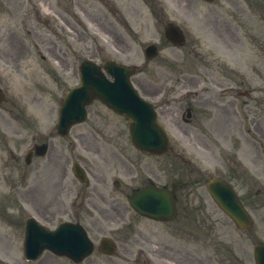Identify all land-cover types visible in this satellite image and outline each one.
<instances>
[{"label":"rangeland","instance_id":"obj_1","mask_svg":"<svg viewBox=\"0 0 264 264\" xmlns=\"http://www.w3.org/2000/svg\"><path fill=\"white\" fill-rule=\"evenodd\" d=\"M182 1L183 0H180L178 4L184 5L185 3ZM190 1L192 6L197 7H195V10L200 12L213 9V7H216L217 10L224 12L232 11V7H241L244 9L243 11L250 17V22L257 24L259 40L258 50L255 43H253L252 46L251 44H249L246 47V50H244V57L245 59L249 58V60L243 63L242 68L244 67V73L250 76L251 71L247 69V64H250V61L252 62V54L257 53L258 67L260 70L258 82L262 84V82L264 81V27L262 25V17L264 15V0H218V2L212 5H204L202 8H198L197 5L201 4H197V1ZM161 3L164 6H167L168 13L170 15L169 17H172V15L174 16L172 6H177L175 0H161ZM137 5L138 7L143 8L145 12L148 9L146 4L138 2ZM94 8L101 11L102 13V9L99 8L98 5L94 6ZM119 8L122 9V6H120ZM227 15L229 16V14ZM2 23L6 28L7 26H13L14 20L12 18L5 17V19H2ZM153 28L151 27L149 29H144L142 31L144 37L141 38H149V36L152 37ZM94 33L100 32L94 25H87L85 32L82 33L81 41H76L75 38H73L71 41H67L69 43L74 42L75 44L71 46L70 50H66L65 55L61 56V59L57 58V60H50L51 66L55 69V72H52V74L47 73V71L43 68L44 63L41 60L39 53H36L35 55H29L27 49L24 48L23 43L20 39L29 42L30 38L27 36L26 31L20 34L18 39L14 35L8 36V39H6L7 41L4 42L3 45H1L3 47L0 49V53L4 58H7V63L4 60L2 62V59H0V82L2 86L7 90L8 96L16 100L18 108L12 107L10 104H8L7 108L9 111H4L0 107V124L3 128H7L6 130H4V132L8 133V139L6 137H0L3 144V148H0V183L1 185H4V183L13 181L16 182L13 184L21 183V185H18V188L14 190L7 189L3 190L4 192L0 190V195L6 194L5 192L7 191L10 194L13 191L12 193H14L15 196H13V194H10L9 198H12V196L20 197L21 202L24 205L29 204L31 206L33 202L32 194L34 193L31 189L28 188L26 181L25 183H22L23 180L20 177L21 175L19 173L17 174V176H15L16 179L13 177V173H17L14 160L17 159L19 155L24 154V152L32 142L33 134L37 135L41 140V137H43V135L50 127V124L53 122L55 117L59 95L61 94L65 85H73L77 82L78 74L76 71V64L80 59V55L84 54L85 56L89 57L96 56L94 58L98 57L99 59L111 57L113 55L111 52L109 39L105 37L106 40H104L103 38H98V41H95L93 39ZM138 38L139 37H135L133 40H131V47L121 39H119V42H117L116 44L119 49L126 50V52L129 54L126 59H129V61L141 65L143 63V58L140 48L141 44H138L136 41V39ZM53 40L57 39H55L54 37ZM146 41L147 40L143 39L142 43H145ZM99 45H101L102 48H100ZM129 47L130 49L128 50ZM40 50L45 54H47L48 52L45 45H40ZM56 50H58L57 47ZM48 53L52 54L51 51ZM160 61H152L150 63V69L157 70L158 67L161 68L162 71L171 70L172 67H168L164 64V62ZM171 64L173 65V61L170 62V66ZM56 72H61L62 76H57L55 74ZM142 75L143 74L139 73L134 77V79L137 80V78L141 77ZM137 83L139 84V82ZM100 107L101 106L99 104L95 103L90 108L91 118L95 117L97 113V116L103 119L116 120L112 115L102 110V108ZM174 131L175 129L173 128L171 130V133L174 136L175 140L185 149L186 157L197 160L202 164V167L205 168L206 162L210 161L209 153L204 148L195 147L190 139H188L187 137L176 135ZM54 138L55 142H61L58 146L59 149L61 148L62 143H65L68 140L56 137ZM198 142L201 146H204L206 144L205 140H201L200 138H198ZM11 150H13V152ZM132 156L139 157V155H134V153H132ZM64 160V157L62 158L56 151H53L49 158L50 163L61 162ZM16 167L18 168L19 165H16ZM263 168L264 164L260 163L259 177L260 182L264 184V174L262 173ZM142 177L143 171H141L136 178L132 179V184L134 185L140 183ZM45 183L46 182L43 181L44 187ZM43 186H41L40 189ZM36 196L39 197L40 194L36 193ZM205 198H207L206 195ZM262 202V205L259 204L255 207H252V213L254 215L255 221V235L264 240V201ZM208 203L211 202L208 200ZM128 214L129 209L126 206L124 207V213L120 218L122 220L120 224L125 221V218ZM219 215L221 216L220 220L218 223H215L217 226V231H224L228 241L230 239L233 241H236V239H240L239 236L237 237L235 235L236 232L234 233V226L232 225L230 220H228L220 212ZM130 216H132V219H134L135 221H138V225L136 228L144 229L143 219L140 220V218L133 213H131ZM211 223L213 222L204 221L200 222L195 227V234L197 237L196 240H198L199 238V240L195 244V247H197L198 251H203L204 255H208L214 251L215 244L213 243V241H217L220 245V238H211V232L208 227V225ZM217 235L218 233L216 232L214 236L216 237ZM245 238L246 237H243L242 248L245 253H249V241ZM0 242L3 246H6V242L4 239L0 238ZM17 242L18 244H16L15 247H18V255H21L18 238ZM134 249L137 250L138 247L135 246Z\"/></svg>","mask_w":264,"mask_h":264},{"label":"water","instance_id":"obj_2","mask_svg":"<svg viewBox=\"0 0 264 264\" xmlns=\"http://www.w3.org/2000/svg\"><path fill=\"white\" fill-rule=\"evenodd\" d=\"M110 69L112 71H117L118 70L117 68H114V67H111ZM142 207L143 208L144 207L145 208H149V206H147V205H143ZM229 207H231L233 209V211H234L233 214H235L238 217H241L242 218L243 214H242V211H241L240 207L238 206V204H233V205L230 204ZM260 257H262V256H260ZM260 257H259V259H260ZM259 264H264V258L261 259V262L259 261Z\"/></svg>","mask_w":264,"mask_h":264},{"label":"flooded vegetation","instance_id":"obj_3","mask_svg":"<svg viewBox=\"0 0 264 264\" xmlns=\"http://www.w3.org/2000/svg\"><path fill=\"white\" fill-rule=\"evenodd\" d=\"M52 259H54V258L50 257V260H49V262H47V264H62L61 262L55 261V260H52Z\"/></svg>","mask_w":264,"mask_h":264}]
</instances>
